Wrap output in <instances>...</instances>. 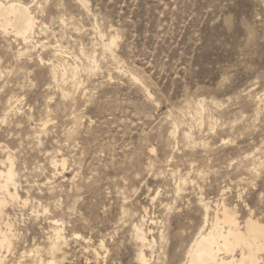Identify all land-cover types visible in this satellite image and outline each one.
<instances>
[{
    "label": "rangeland",
    "instance_id": "obj_1",
    "mask_svg": "<svg viewBox=\"0 0 264 264\" xmlns=\"http://www.w3.org/2000/svg\"><path fill=\"white\" fill-rule=\"evenodd\" d=\"M13 1L33 27L0 33L4 264H47L55 220L53 264H141L133 226L145 264H185L223 204L264 226V0Z\"/></svg>",
    "mask_w": 264,
    "mask_h": 264
},
{
    "label": "bare ground",
    "instance_id": "obj_2",
    "mask_svg": "<svg viewBox=\"0 0 264 264\" xmlns=\"http://www.w3.org/2000/svg\"><path fill=\"white\" fill-rule=\"evenodd\" d=\"M20 2L0 3V33L4 35H9L8 33H11L14 37L27 41L30 37L29 32L32 31L33 18L29 14L28 7ZM24 44L26 45V43ZM110 45H114L113 39H111L109 46ZM65 76L66 73L61 75L63 81L66 80ZM63 77H65V79ZM62 161H60L61 163L53 161L54 170H56L59 164H61L63 168L64 164ZM11 164H9L6 169H0V264H4L7 254L14 252L17 245L16 241L19 238V234L17 235L14 232L11 226L12 224L7 220L8 216L5 213L7 205L20 203L21 201L15 189V174ZM232 210H228L223 204L220 210L214 212L213 219L210 220L211 224L209 225V229L205 232L201 230L197 234L196 239L189 246L186 252L185 264H264V226L257 221L248 219L245 220L241 228ZM51 222L56 228L54 229L53 240L49 239L51 242L47 250V255H49L50 261H48L47 264L55 263V254L61 252L63 245L66 244V240L62 234L63 230L61 229L63 225L59 224L58 220ZM205 224H207V222H205ZM142 229L133 226L132 232L133 241H135V245H137L135 247H140L137 253V260L141 264H145L147 261L144 259L141 249L147 248L151 250L154 241L151 240L150 242L147 240V234L150 233V230L146 233L143 231L144 229ZM98 247H102V242ZM37 249L38 248L35 250ZM31 253L33 252L31 251ZM93 256L97 263L99 254L96 249L93 250ZM33 264H44V261L38 259V261H35Z\"/></svg>",
    "mask_w": 264,
    "mask_h": 264
}]
</instances>
